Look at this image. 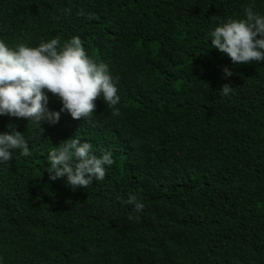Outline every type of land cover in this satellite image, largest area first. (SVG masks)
<instances>
[{"label": "trees", "instance_id": "16d2710c", "mask_svg": "<svg viewBox=\"0 0 264 264\" xmlns=\"http://www.w3.org/2000/svg\"><path fill=\"white\" fill-rule=\"evenodd\" d=\"M249 7L264 15V0H0L7 46L79 37L120 96L119 116L100 98L42 134L0 116L31 151L0 163V264H264V61L234 65L210 43ZM73 136L113 154L86 189L45 171Z\"/></svg>", "mask_w": 264, "mask_h": 264}, {"label": "clouds", "instance_id": "9594fccd", "mask_svg": "<svg viewBox=\"0 0 264 264\" xmlns=\"http://www.w3.org/2000/svg\"><path fill=\"white\" fill-rule=\"evenodd\" d=\"M245 16V19H229L210 33L211 48L226 55L234 65L264 61V15L249 7L245 9ZM223 72L227 77L232 75L227 67ZM116 83L106 64L89 57L79 37H72L62 45L59 38H52L35 47L19 43L14 48L0 40V116L30 121L41 134L42 122L54 125L63 112L74 120L88 121L100 98L112 108L114 116H119ZM233 89L225 83L220 92L227 97ZM46 93L59 100V111L47 108ZM7 128L0 133V163L11 161L14 150L30 156L23 133L11 124ZM60 145L48 154L49 165L45 171L50 180L63 178L73 190L86 189L94 181H102L107 173L105 166L114 163L112 152L97 155L89 142H81L74 136ZM125 203L132 205L135 212L144 208L136 195H130ZM138 218L129 216V219Z\"/></svg>", "mask_w": 264, "mask_h": 264}]
</instances>
